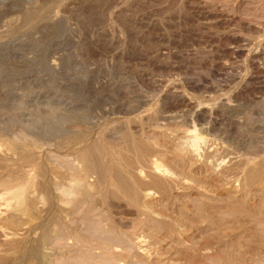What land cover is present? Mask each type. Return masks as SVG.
I'll return each instance as SVG.
<instances>
[{
	"label": "rangeland",
	"instance_id": "obj_1",
	"mask_svg": "<svg viewBox=\"0 0 264 264\" xmlns=\"http://www.w3.org/2000/svg\"><path fill=\"white\" fill-rule=\"evenodd\" d=\"M0 264H264V0H0Z\"/></svg>",
	"mask_w": 264,
	"mask_h": 264
},
{
	"label": "bare ground",
	"instance_id": "obj_2",
	"mask_svg": "<svg viewBox=\"0 0 264 264\" xmlns=\"http://www.w3.org/2000/svg\"><path fill=\"white\" fill-rule=\"evenodd\" d=\"M52 20V19H51ZM56 20V19H55ZM35 22V21H34ZM48 22V21H47ZM251 25V24H250ZM89 188V187H88Z\"/></svg>",
	"mask_w": 264,
	"mask_h": 264
}]
</instances>
